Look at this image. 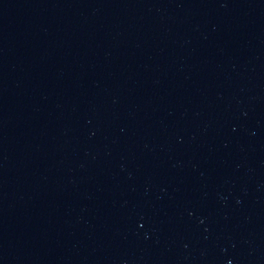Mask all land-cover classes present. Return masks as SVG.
Returning a JSON list of instances; mask_svg holds the SVG:
<instances>
[{"label":"water","instance_id":"1","mask_svg":"<svg viewBox=\"0 0 264 264\" xmlns=\"http://www.w3.org/2000/svg\"><path fill=\"white\" fill-rule=\"evenodd\" d=\"M0 264H264V0H0Z\"/></svg>","mask_w":264,"mask_h":264}]
</instances>
